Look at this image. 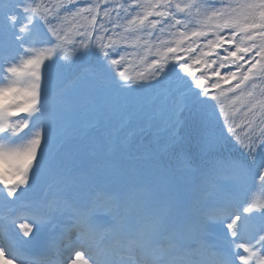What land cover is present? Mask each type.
I'll use <instances>...</instances> for the list:
<instances>
[{
	"label": "snow or ice",
	"instance_id": "snow-or-ice-1",
	"mask_svg": "<svg viewBox=\"0 0 264 264\" xmlns=\"http://www.w3.org/2000/svg\"><path fill=\"white\" fill-rule=\"evenodd\" d=\"M103 5L0 8V204L10 210L0 218V262L34 264L42 242L49 264H207L202 242L215 237L212 264H264V205L247 200L264 189V99L248 91L239 122L240 108L221 99L264 81V0ZM83 13L88 25L69 37L66 17ZM121 15L126 31L179 37L162 41L138 78L126 75L111 36ZM196 48L211 76L186 59ZM45 185L71 210L35 200L16 216Z\"/></svg>",
	"mask_w": 264,
	"mask_h": 264
},
{
	"label": "trees",
	"instance_id": "trees-1",
	"mask_svg": "<svg viewBox=\"0 0 264 264\" xmlns=\"http://www.w3.org/2000/svg\"><path fill=\"white\" fill-rule=\"evenodd\" d=\"M75 2H76V4H78V5L82 6V7H92L93 5H99L101 7V9H102L103 6H104L103 5V0H75ZM129 2H130V0H109L110 4H113V5L117 6V7L119 5H121V4H127ZM152 2H154V0H152ZM176 2L180 3L181 5H184V4L189 3L190 0H176ZM197 2L202 5V10H203V9H206L207 7H209L212 4H215L217 7H227L230 4H235V3L240 2V0H197ZM146 10L147 9H140L138 11H140V13L142 15L143 12L146 11ZM87 15H88L87 13H83V14H81L80 17H76L72 21V25H69V27L67 29V33H68L69 37L77 36L78 30L82 26H87L88 25L90 17L88 19H85V17ZM101 18L103 19L105 24H109V18L108 17H103L102 11H101V16L97 17V20L99 21ZM111 18L113 20H115L116 19V14L112 13L111 14ZM149 19H153V17H149ZM117 23L119 24V27L117 28L116 32L111 33L112 38H115L114 36H117V37L121 36V37H127L129 39V38H131V36H137V35L141 36L142 35V39L141 40L143 42L148 40L146 31H139V32H134V33L133 32H129V31L126 32V29L128 27V22H127V19L125 18L124 15L120 16V18L117 21ZM145 23H147V21ZM193 23L196 24L195 10H194ZM96 27H99V23L96 25ZM155 34H156L155 35L156 38L154 36H151V39L155 38L154 42H156V44H155V49H156L155 52H156V54L153 57H151V59H147L146 60V64L143 67V69H141V70L139 69L137 71L132 72L130 76H132L134 78H138L140 73L147 74L150 71L149 69H146L148 67V62L150 63L152 59L156 58L157 55L159 54V51L162 50V48H163V45H162L161 42L162 41H174L176 39H179V37L170 36L167 29H165L163 33H160V32L157 31V32H155ZM131 41H126L127 42V46H128V48H127L128 51H131V49L133 47V44H132ZM108 42L109 41L106 39L105 43H108ZM204 42H205L204 39L200 40V44L201 45H203ZM257 42L259 43V38H257ZM184 43L187 44L188 41L185 40ZM121 44L123 45V43H121ZM193 47H195V45H193ZM216 51L220 52L221 49H217ZM200 52H201V49L200 48H196V50L194 52H191V53H189L186 56V59H188L189 63L192 64L193 71L196 72V75H200L201 72H207L209 74V76H211V71L212 70L205 69V68L202 67V65L197 64L195 62L196 59L198 58V56L200 55ZM66 53L69 54V55L71 54V48L70 47L66 49ZM181 55H183V53H181ZM204 59L209 60V59H212V58L211 57H205ZM215 67H216V65H213V69ZM226 71H227V69H222L221 70L222 74L224 72H226ZM213 78L214 77H211V79H213ZM235 83H236V81L234 80V81L230 82L229 84L223 85V87L225 89H227V88L232 87V85L235 84ZM257 83H258L259 86L256 89H252L251 87H247L244 95H242L239 99H237V95L239 94L240 90H237L236 93L229 92V93H227L226 96L221 97L222 101L227 106L226 110L234 111L236 108H240V111L236 113V118H237L238 122L240 120H242V119H246L244 117L243 113L246 111V107H247L249 99H251L250 97L247 96V92L248 91L253 92L254 96H256L257 98L264 99V96H261V90L264 89V81H257ZM246 84H247V82H246ZM215 91L218 92L219 90L217 89ZM262 126H264V125H262ZM161 146H162L161 147L162 150H164L166 148L165 145H161ZM261 203H262V205H264L263 202H261Z\"/></svg>",
	"mask_w": 264,
	"mask_h": 264
},
{
	"label": "rangeland",
	"instance_id": "rangeland-1",
	"mask_svg": "<svg viewBox=\"0 0 264 264\" xmlns=\"http://www.w3.org/2000/svg\"><path fill=\"white\" fill-rule=\"evenodd\" d=\"M14 2H15V0H0V8L4 7L6 5H9L11 3H14ZM71 20H72V16L68 17L67 20H65L64 24L68 25ZM114 37L115 38H112V39L114 41H116L117 50L120 51L121 54L124 56V60L122 61V64L125 66L124 69L131 70L132 68H137L138 66L140 67L142 64H144V60L149 55H151V57H153L156 53V52H154L155 47L153 45V42L150 43L149 46H145V47L144 46L140 47L137 45V47L135 49L133 48L134 50L131 49V51H128L127 50L128 46H127V42H126L127 38L121 37V36L120 37L114 36ZM135 40H139V37ZM131 42H132L133 47H134L136 41H131ZM121 43H123V45ZM0 58H2V57H0ZM0 79H2V76H0ZM20 115L23 116L25 114L21 113ZM0 167H3L4 171L7 172L8 167L6 165H0ZM2 187H3V185H0V188H2ZM247 195L249 197V198H247L249 204H252L255 206H260V204H262L261 202L264 203V190H262L259 187H256L254 190H250L247 193ZM33 196L39 198V200H41V201H48L46 203L49 206L60 203L67 211L71 210V205H70L71 202L67 201V200L58 201L56 198V195H55V190L49 189V187L46 185L44 187H42L40 190H38L36 193H29L24 198V200L16 206V210L24 208V209H26L25 211H27L26 205L27 204L31 205L34 202V201L33 202L31 201V198H33ZM257 196L260 199L258 201H255ZM1 210L4 213H5V211H10L8 208H6L2 204H0V211ZM25 211L21 212V214L18 216H23V215L28 214V212H25ZM33 211H35V210H33ZM6 214H10V213H6ZM258 226H259V222H254V224L252 225L253 231L256 228H258ZM17 230H19V229L17 228ZM44 236H45V234H44ZM214 241H215V237H210L208 240L202 242L204 245H206L202 249L203 259L205 260L206 258H204V257L208 256V259H210L209 263H211V264H212L211 260H213V257L209 254V249L211 248ZM193 242L195 243V241H193ZM0 264H3V262H0Z\"/></svg>",
	"mask_w": 264,
	"mask_h": 264
}]
</instances>
